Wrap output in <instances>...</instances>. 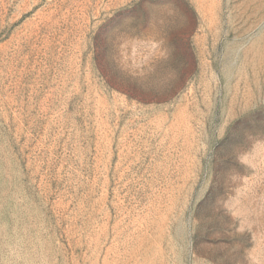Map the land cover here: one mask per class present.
Here are the masks:
<instances>
[{
  "label": "rangeland",
  "instance_id": "374dc122",
  "mask_svg": "<svg viewBox=\"0 0 264 264\" xmlns=\"http://www.w3.org/2000/svg\"><path fill=\"white\" fill-rule=\"evenodd\" d=\"M0 264H264V0H0Z\"/></svg>",
  "mask_w": 264,
  "mask_h": 264
}]
</instances>
